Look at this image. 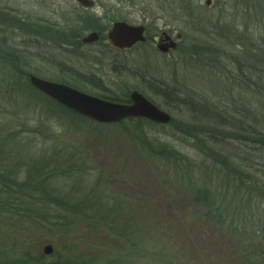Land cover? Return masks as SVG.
<instances>
[{
    "label": "rangeland",
    "instance_id": "obj_1",
    "mask_svg": "<svg viewBox=\"0 0 264 264\" xmlns=\"http://www.w3.org/2000/svg\"><path fill=\"white\" fill-rule=\"evenodd\" d=\"M206 1L94 0L86 9L77 0H0V167L21 181L46 164L58 190L108 212L117 204L124 214L131 211L142 222L140 264H247L244 253L257 257L264 250V148L256 136L234 128L240 118L264 131V99L246 66L257 63L263 50L264 4ZM78 15L95 17L105 27L103 38L83 44L88 30L80 45L72 43L66 25H77ZM114 21L147 24L149 42L115 49L105 37ZM166 30L175 39L181 35L169 53L153 39ZM145 66L151 69L145 79L135 75ZM28 74L77 82L94 95L124 98L138 90L173 120L166 127L144 125L135 137L127 124H96L55 107ZM148 79L162 85L153 87ZM176 87L211 112L176 106L166 97ZM212 113L233 121L222 130L209 125L213 134L196 132ZM217 160L229 162L232 175ZM211 193L222 223L206 216L215 208L202 195ZM3 228L0 219V260ZM90 237L116 250L129 247L105 233ZM36 238L33 253H44L48 244L54 253L51 240Z\"/></svg>",
    "mask_w": 264,
    "mask_h": 264
},
{
    "label": "trees",
    "instance_id": "obj_2",
    "mask_svg": "<svg viewBox=\"0 0 264 264\" xmlns=\"http://www.w3.org/2000/svg\"><path fill=\"white\" fill-rule=\"evenodd\" d=\"M257 1L264 4V0ZM76 20L77 25L71 23L66 25L69 36L72 37L70 38L73 40L72 43L75 40L78 41L75 42L76 44L79 43L78 39L84 31L97 30L100 33L105 31V27L93 16L78 15ZM261 23L263 27L264 21ZM57 29L61 30L62 28ZM60 32L64 33V29ZM58 34L61 35V33ZM260 35V41L263 42L260 59H257V63L252 62L251 65L247 64L246 66L248 69L250 68L252 77H257L254 82L256 90L259 96L261 95V98L264 99V29L260 30ZM244 38L250 40L246 34ZM71 44L69 43V45ZM202 50L203 53L206 51V49ZM6 60L14 63L11 58ZM15 63L14 67L17 69V62L15 61ZM133 71H136L135 75L139 73L145 79L150 74L151 69L145 66L143 70L134 69ZM242 72L245 76L247 75V71L242 70ZM149 81H151L149 83L153 87H159V84H161L157 80ZM62 82L81 89L80 83H71L67 80H63ZM36 91L41 96H45L47 100H50V103L55 107L88 120L50 99L38 90ZM166 95H168L166 96L168 99L175 101L176 106L185 107V111L188 110L189 106L190 108L196 106L201 111L203 110V113L208 114L211 112L210 109L203 105L196 104L197 100L193 98V95L191 96L187 92H182L178 87L173 88ZM99 96L117 102H129L128 96L124 98L109 96L107 94ZM260 101L262 102V100ZM190 110L193 111V109ZM211 115L212 117L210 115L203 117L202 121L199 122L202 128H198L199 131L196 132L211 130V134H213L216 133L214 130L217 127L219 130H222L233 121L228 120V115H216L214 113ZM246 123V119L242 121L240 118H236V124H233L236 130L238 128L244 130V135L253 134V136H256L254 139L264 148V131L258 129L255 125L249 126ZM125 124H127L125 128L133 132L135 137L141 134L144 125L151 128H157L158 126L166 127L143 118H131L119 123L122 126ZM209 125L215 126V129H210ZM217 162H220L226 168L229 175H232L231 173L233 172H229L232 169L228 164L229 162H224L223 160H217ZM47 167L46 164L33 167V169L27 171L25 179L21 181L17 179L18 174L16 173H14L13 178L7 177L4 169L0 167V219L3 221L5 236L1 251L4 259L0 260V264H140L137 261L139 255L137 249L142 243L143 236L141 219H137L131 211L124 214L123 211L121 212L122 208L118 204L110 208L113 212L111 215V210L108 212L99 209L81 198L78 200L73 194L58 190L56 186L50 183L51 180L49 179H53L55 175L52 172L48 173L49 170L45 172ZM58 168L62 170V168ZM232 171H235L239 175H244L239 171L237 172V170ZM246 176L248 178L251 177L250 174ZM242 183L245 184L244 181ZM202 197H205V200L210 203L213 201L212 206L215 208L213 211L208 209L206 216L210 220L219 223L225 221L220 211L221 208L217 204V200L214 199L215 195L211 193L202 195ZM120 219L123 223L118 225ZM93 233H105L112 239L129 243V247L125 250H116L110 245L100 244L90 237ZM34 237H37L36 239L44 237L51 240L55 247L54 253L51 256H47L42 252L33 253L32 240ZM10 241L12 242L11 245L8 243ZM243 258L247 264H264V250L257 257L244 253Z\"/></svg>",
    "mask_w": 264,
    "mask_h": 264
},
{
    "label": "water",
    "instance_id": "obj_3",
    "mask_svg": "<svg viewBox=\"0 0 264 264\" xmlns=\"http://www.w3.org/2000/svg\"><path fill=\"white\" fill-rule=\"evenodd\" d=\"M77 2L85 8H92L95 5L94 0H77ZM206 4L210 5L211 0H207ZM165 38L171 39L169 35H165ZM99 40L100 34L96 31L90 32L81 39L83 44H91ZM108 40L119 49H129L147 40L145 26L116 21L108 33ZM172 42L158 45V48L162 52H167L170 48H176L177 44L175 41ZM29 80L34 87L48 97L99 124H116L130 118H143L157 124L167 125L173 120L171 113L156 105L138 90L131 91L130 101L124 103L92 95L68 84L43 79L34 74L29 75ZM44 253L52 254L53 246L46 245Z\"/></svg>",
    "mask_w": 264,
    "mask_h": 264
},
{
    "label": "flooded vegetation",
    "instance_id": "obj_4",
    "mask_svg": "<svg viewBox=\"0 0 264 264\" xmlns=\"http://www.w3.org/2000/svg\"><path fill=\"white\" fill-rule=\"evenodd\" d=\"M144 26H145V33H146V36H147V40L145 41V42H143V44H146V43H148L149 42V40H148V33H149V31H150V29L148 28V25L147 24H143ZM109 31V30H108ZM107 34H108V32H107ZM107 34H106V38H107ZM152 35V34H151ZM165 35H169L170 37H171V39H166L165 38ZM153 36V35H152ZM101 38V37H100ZM153 39H154V41H157V43H156V45H162V44H164V43H166V44H171V43H173L172 41H176L175 43L177 44L176 45V48H170L168 51H167V53H169L171 50H176L177 48H178V46H179V41L181 40L180 38L179 39H175L174 37H173V33L172 32H170L169 30H166V31H162L161 32V34L160 35H156V33H155V35L153 36ZM138 44H136V45H134L133 47H131V48H129V49H117V50H131V49H133L134 47H136Z\"/></svg>",
    "mask_w": 264,
    "mask_h": 264
}]
</instances>
